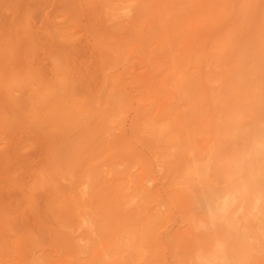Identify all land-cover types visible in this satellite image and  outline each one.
Segmentation results:
<instances>
[{
  "label": "bare ground",
  "instance_id": "obj_1",
  "mask_svg": "<svg viewBox=\"0 0 264 264\" xmlns=\"http://www.w3.org/2000/svg\"><path fill=\"white\" fill-rule=\"evenodd\" d=\"M70 2H73V1H70ZM70 2L68 4V8H70V4H71ZM94 2H96V0H94ZM98 2H96V5ZM115 2L117 3V8H116V5L114 4L113 5L115 6L116 11L113 14L111 12H107L111 14V16L109 17L112 18V17L117 16V18L118 17L122 18L123 22H125V25L128 26L129 30L133 28L137 32L136 38L140 37V40H141V37H145V38H148L147 41L150 40V43H151L152 39H154L157 46L163 49L164 53H166V55L169 57L171 74H169L167 78L165 77V80H162L161 82H159L156 87V95L157 93H160L158 94L159 96L162 95V100H161L162 106L160 107V109H162L163 111H168L170 110V108H175L173 103L171 104L168 103V100L172 99V95L170 93L171 90L170 91L167 90V88L173 85L174 83H176L180 91H183L187 94L190 93L192 95V96L189 95L191 97V102L190 103L188 102V107L185 110L180 108V110H184L181 112L178 110L177 112H180V114H176L172 112V114H170V117L167 116L165 118L159 119V118H155V116H151L148 110V103H147L148 93H146L144 89L139 88V87L134 90L126 88L125 78L122 76V73L118 67L121 61L120 59L121 54L119 53V50H120L119 45L107 47L106 44L102 40L103 38H101L102 36L100 37L96 33L95 30H94L95 31L94 33L92 32L93 36L92 34L89 33V35H91V41L93 37V44L91 45V47H93L92 48L93 56L90 55L91 60L90 58L89 60L94 61L93 58H95V62H96L94 64L95 66L92 68L93 73L89 72L90 77L88 78V82L86 79H83V77H81L82 75L81 72H80L79 77L75 76L78 79L82 78L83 81L85 80V82L88 83L87 85L86 83L84 84L85 89L87 88L86 91L83 88L84 89L83 92L81 90L82 93L80 91L75 92L74 89H78L75 87V83H74V80L76 81V79L72 78V75L69 76L68 74L67 76V73H69V71L75 72L73 71V68H71V65L73 66L72 64L73 60H74L73 62H77L75 61V58H77L76 53H75L76 56H73V60H69V62L71 61L70 62L71 64H69L70 66L68 65L69 70L68 68H66L68 70L66 74L64 73L65 70L59 69L57 60H52L54 62L53 63L54 66L52 64V67H50V71L52 70L51 68L53 67H55V69H53L52 72L49 71V73L52 74L53 71L55 70L54 77L56 78H53V76L50 74L51 78L46 79L44 76H42L44 75L42 71L39 72L40 75H38V73H34V71L32 73V70L30 71L27 70L25 73H23L24 76H22L19 73V71L15 67H13V66H16V64L19 61L25 60L30 65H32L33 68L43 67V66L39 67L38 64L36 66L35 62L37 60L32 61L31 57H29V59L25 57L24 55L25 48L29 49L30 46H33V48L35 47L36 53L38 56L41 54V51H40L39 46L36 47V45L34 44L35 43L34 39L38 37L39 35L40 37H44L46 39L45 43L47 42V39H48L49 41L48 48H49L50 40L51 42H53V40H55V37H57L59 31L58 33L56 32V36H55V34L51 35L50 32H48L47 30L44 31L40 27L41 30L37 31L38 32L37 34H39L37 36V34H33L34 32H32L31 24L29 25L28 20L26 21L25 19H24L25 21L24 24L20 25L22 28L18 29L19 25L17 24L19 23L16 22L17 20L15 21L13 17H11L12 15H14V11H13L14 6L12 9V7L8 5V7L10 6V8L12 9L10 11L13 13L8 11L9 10L8 9L6 10V16L0 17V24H2V28L4 24L6 26V27L4 26L5 30L0 27L1 28L0 29L1 30L0 31V63L2 64V65L0 64V66H2L3 68V70H1L0 68V79H1V76H2L1 82L4 80L13 79V83L17 87H21L23 91L20 92L22 96L21 97L19 96L20 98H18V100L20 99V101L18 100L13 101V99H16V96H17L16 94L13 95L14 98L11 97L12 99L10 98V100H8L9 101L8 114H5V112H7L6 110L7 105L4 104V107H6V109L4 108V110L6 111L4 112L3 117L0 116V119L1 118L3 119V121L0 122V125H6L7 124L6 121H8V124L10 122V125L12 126L22 125L23 127V125H30L31 131L32 129L33 130L35 129L34 130L35 134H37L36 130L39 132V129L41 128V127L40 128L37 127L38 125H41V126L43 125V127L44 125H53L52 127L55 128V132L57 131L58 135L54 133V136L56 138H54L53 136H49V139L50 138L53 140L57 139V141H55L54 143L57 146H58L57 142H59V140L61 139V141H64L65 144H68V147H65L63 149L62 146H65V145L61 144L62 143L61 141H60L61 142L60 144L63 150L62 149L59 150L60 146L58 147L57 150H55L53 143L51 147L50 145L48 146V148L50 147L49 149L52 150V154L54 150L55 156L52 157L51 161L54 160V163L52 165H54L55 167V165L57 164L56 161L59 158L58 163H59L60 168L58 170L62 171L61 175L64 174L65 176L67 175L69 176L68 178L66 177L67 179L66 178L65 179L69 180L70 185H71V183H74V180L71 182V179L69 178L70 176L74 175L76 171L78 174H80L79 175L80 179L83 182L88 180L87 176H88V170L90 169V167L87 161L90 160V157H91L90 153L92 152L91 147L93 146V145H89L90 141L95 140V139H98V141L99 139L106 141L108 139V135H110L109 133L110 126L112 125V127H114V125H120L121 118H123L121 117L123 111L126 109L128 110L131 109L133 114L131 113L132 118H131L130 125H137L139 127V130L137 132H140V130L143 131L146 138H149V139L155 138L156 140L157 138L156 136L158 135L165 136L166 134L174 135L176 136V138L178 137V140H179L178 152H180V154L179 153L178 154L183 157L181 159H184L185 157L186 162H183L184 163L183 166L179 167L182 161L178 160L180 163L179 162L177 163H179L180 165L178 164L179 166L178 165L177 166L180 169L178 168H177L178 170L176 169L174 178L176 179L177 185L178 184L180 185V188L183 187L187 189L186 191H188L187 192L188 195L186 199L193 202L197 206L201 207L203 210V212L202 211L200 212V215H196L191 219V227L197 228L198 226H202L204 224V221H206L205 223H208L209 220L212 219V217H214L213 212H212V207H215L216 210L217 209L224 210L227 204L231 203V201L236 197L239 199L238 202L240 201L241 205L243 204L245 213H249L250 215L252 211H255V213L257 214L256 216L258 218V221L255 223H252L251 228L246 233L249 238L247 237V240L245 241V246L247 247V250L245 252H243L242 250L243 246H241V242L239 241V239H237L238 237L243 238L241 234L242 231H239L237 227H234V226L232 228L226 227V228H220L217 231L215 230L216 231L215 235H211V236L202 235L200 236V238L198 237L197 240L195 239L194 241L183 242L182 247H181L182 251L180 252H182L183 255L186 256V258L190 259L193 264H196L195 256L198 251L205 254L209 258V262H213L214 264H264V255H262L264 254V160L262 159L264 157L263 147H262L263 140H264V132L262 131V129H260L256 125L244 124V123L238 122L235 119L237 109L248 110V105L249 103H251V101L245 102L246 98L251 93L250 94L247 93V96L244 99H242L239 96L238 91H239L240 86L246 85L247 87H249L247 89L248 91L249 89H254L256 87L258 88L257 78L259 74H261V79H264V50H263V46H264V0H239L237 3L234 4L233 7H232V4L229 3V0H115ZM6 3L5 4L3 3V7L4 5L6 6ZM78 3H81V2L78 1ZM99 3H100L99 4L100 7H103V9L108 10V11L111 7H114L113 5L110 7V5H108V2L106 0H101ZM74 4L75 2H73V5ZM248 4H254L255 6L258 7V8L256 7L257 10L255 11V15L257 14L256 17H258L259 19L258 26H257L258 30L256 31L257 39L255 40V43L258 48L262 46V50H260L261 52L257 51L256 53L253 54L251 58L250 68L245 70V69H242L241 67V64L244 62V58H242V56L240 55L235 45L236 43H238V38H237L238 34L240 36V33H247V32L249 33L250 31L249 28H251L249 25V20L251 16L245 12L246 11L245 7ZM75 5L74 7L72 6L74 12L76 10ZM99 5H97L98 8H99ZM93 6L95 8V5ZM3 7L0 9V11L3 10ZM5 8L6 7H4V9ZM99 9L98 11L101 13ZM92 10H93V7H92ZM230 10L238 11L236 20L233 21L231 19V21L229 22L227 21L228 20L227 19L225 20V23H222L228 11ZM7 12H10V14L9 13L7 14ZM76 12H78V10H76ZM70 13H68V15ZM74 15H72V18ZM60 17L62 16L60 15ZM76 17L78 16H75V18ZM97 18H99L98 15H97ZM110 19L108 20V18L106 17L105 21L104 20L103 21L105 23H108V21L110 22ZM90 20H93V18ZM67 21H69V19ZM202 23L203 25L211 26V28L214 27L215 25H220L222 23L220 26L221 27L223 26L221 29L223 34L221 36L218 35L219 37L216 39V41L213 40L214 38L212 39L211 37L209 40L210 45L208 46L205 45L206 43H208V41L207 42L205 41L206 43H203L204 41L201 42L199 38V42L201 44L203 43V46H204L201 48L206 47L205 51L208 50L210 46L209 50L207 51V54L205 52V54H203L204 55L203 57L201 56L199 57L198 55L195 54L193 50V49H196L198 46V45L196 46L198 39L196 40L194 37L193 38L194 40H193L191 37L195 33L193 31H197L198 29L197 27L204 28L201 25ZM84 24L85 23H83V26ZM58 26L61 27L60 24H58ZM58 26H56L55 29L59 28ZM73 26H75V23ZM119 26H121V24ZM74 28L75 27H73V30ZM77 28H78V25H77ZM91 28L90 29L88 28L89 31L91 30ZM61 29H60V32H62ZM67 29L63 30V32L65 31L66 33L64 34V37L68 33ZM204 29L209 30L208 27L207 28L205 27ZM106 30L105 32L107 33ZM126 30H127V27H126ZM208 30L206 31L210 32ZM50 31H53V30L50 29ZM70 31L71 30H69V32ZM199 31H202V29H200ZM220 32L219 34H221ZM254 32L255 31L253 28V33ZM71 33L73 34L74 32H71ZM83 33L87 34V31ZM197 33H201V32L197 31ZM61 34H59V36H61ZM141 34H145V36H141ZM201 34H207V33L205 32ZM59 36H58V39H59ZM116 36L118 37L117 34ZM64 37L62 36L63 40L65 41ZM204 37L206 39V35H204ZM118 38H120V36ZM211 39H212V42H211ZM246 41H247V44H249V40H246ZM83 42L85 41L82 40V43ZM45 43L43 42L40 44L41 45L44 44L45 46ZM142 43L144 44L145 41L144 42L141 41V44ZM250 46H251V43H250ZM37 48H38V51H40L39 53L37 51ZM199 48H200V45H199ZM138 49H134V51H139ZM228 49L230 50L232 49V50L227 55L226 52ZM45 50L42 52L43 55L46 52ZM141 50H143V48ZM70 51L68 52L70 53ZM89 52H90V49H89ZM153 52H154V49H153ZM197 54L200 55V53H197ZM46 55L49 56L47 53ZM67 55L68 53L66 54V56ZM225 55H226V58H225ZM68 56L72 57V55H68ZM245 57L248 62V54ZM80 59H81V56H80ZM148 60L150 61V59ZM49 61H50V66H51V62H52L51 59ZM90 61H88V57H87V64ZM212 61H216V62L212 63ZM145 62H147V60ZM34 63H35V66H34ZM210 64H214L213 65L214 68H210L211 67ZM30 65L27 66V68L30 67ZM8 66L10 67V69H8L9 68ZM78 66H80L79 63L75 66L76 67L75 73L78 72L77 70L79 69ZM89 66L91 68L93 65H89ZM63 67L65 68V65ZM196 68H198V71ZM88 69L89 67L86 68L85 70H88ZM149 69L150 68H148V71ZM146 71H147V67L145 71L143 72H146ZM154 71L156 72L155 68H154ZM49 73L46 72L45 75L46 74L49 75ZM152 75H154L153 72H152ZM6 76H7V79L5 78ZM211 82L213 83L215 82V84L213 85L216 87L212 85L210 87ZM152 84H154V82L151 83V85ZM80 86L82 89L81 84ZM154 86L156 85L154 84ZM1 87L3 86L0 85V96L2 93L3 96H1V98L4 97L3 99H5L7 98L6 94H7V91L9 92L8 90L9 88H7L6 93H5L4 87L3 88ZM210 88L212 89L210 90ZM153 89L155 90V87ZM153 89H151L152 93H153ZM255 90L256 89H254V91ZM11 92H14V91H12V89L10 90L9 97L12 96ZM209 92H212L211 95ZM256 95L257 93H254V97H256ZM7 99L5 101L2 99L1 100L4 103H7L6 102ZM263 100H264V96H263ZM3 102L1 103L3 104ZM20 102L22 103L19 104ZM225 102L228 103V113L231 117L229 121L227 120L228 122L223 123L224 125L226 124V126L222 124L224 126L222 127L220 123H219L220 125L214 124L216 121H215L214 116L212 118V115L219 114L218 109ZM0 108L3 109V106H1ZM222 109L220 107V110ZM4 110L0 111V115H2L1 112L3 113ZM223 111H226V110L224 109ZM165 113L166 112H164V115ZM209 116H211L213 120L209 118ZM216 117L218 118L219 116L216 115ZM221 118L222 116L220 112V117H219L220 122H221ZM4 119L6 121H4ZM212 122H213V125L211 124ZM222 122H224V120ZM31 125L33 126L35 125L36 128L35 127L31 128ZM13 129L15 130L16 128H13ZM61 129L63 130L61 131ZM114 130L113 132H115ZM17 131H20V130H16L14 134ZM40 132H42V130H40ZM2 134H3V130L0 135L2 136ZM14 134H11V135H14ZM42 134H44L43 137L45 138V141H46V136H48V133L46 134L45 129H44V133L42 132ZM204 135L208 136V140H207L208 144L203 145L199 148H197L196 145L191 144V143H194V140H197L196 138L204 136ZM13 137L15 139V136ZM110 137L111 135L109 136V138ZM143 137L140 136V139H142ZM14 139H12V141H14ZM51 139L48 141L52 142L53 140ZM9 140L11 141V139ZM48 141L47 143H49ZM43 143L45 142H42L41 140V143H40L39 141L40 145ZM119 143L121 144V142ZM225 143L227 144L226 148L224 147ZM4 145L5 144H3V146ZM45 145L47 144L45 143ZM3 146L1 147L2 149L5 147ZM42 147L43 149L45 148L44 144ZM220 147L225 148V149L221 148L222 153L218 152V149ZM11 149H9V151ZM195 150H197L198 154L204 157L202 161H196L195 160L196 158L194 159L192 157L194 154L192 156L190 155V153ZM6 151H8V149ZM48 151L46 152V154H48ZM223 151L225 153H223ZM3 152H4V149H3ZM179 155H178V159H179ZM259 155H261L262 158ZM44 156L45 155L43 154L42 158L40 159L43 160L45 158ZM50 156H51V153H50ZM125 156L127 157V155ZM0 157L4 158V156H0ZM47 157L49 158V156ZM47 161H44L43 164L45 162L47 163ZM49 165L50 164L48 163L47 167H49ZM52 165H50V167ZM211 165L213 167V172H216L218 176L223 177L224 175L225 177L229 179L228 189L226 191H225V188H224V191H221L215 187L207 188L206 185L205 186L202 185L200 187L199 183L200 182L203 183V181H205L206 175L208 173L207 172L208 167L211 169L210 167ZM6 166L10 170H12V168H10L7 165V163H6ZM42 166L43 165H41V168H39L38 170L40 169L42 170ZM44 169L45 170L43 172L45 171L47 172V169L46 168ZM51 169L55 170L53 167ZM157 169L159 171V168ZM46 172L44 173V175L46 174ZM147 173H148L147 166L146 168L145 166H142L140 174L135 180V184H134L135 187L133 188L134 191L132 192V190H130V192L128 193L123 191L121 194L122 202L120 203V205H122V208L124 210L126 208V204L128 205L129 203L131 205L133 204L132 201L135 200L134 201V205H135L136 199L140 198L139 202L137 201L138 203L136 207L130 209L129 211H127L126 209L127 213H124V216H126L125 221L128 218H130L128 219L129 229L132 227L131 237L132 236L133 237L130 239V241H133V244L130 247V243L128 242V248L132 249L133 247V250H136V253H137L136 257L141 258V260L138 259V261L136 263L134 262V264H159L161 263V260L158 257L159 252H161L159 247L161 246L157 239V233H156L157 227L155 224V220L159 219L158 211H161L162 209L157 210V208L160 207L162 202H164V199L162 198V196L159 195L158 198L152 201V199L150 198L152 195L150 196L148 193H144V185H145L144 183L145 181H148L147 177L149 173L148 174ZM240 173H242L243 175V179L241 178L242 179L241 181L239 180ZM37 176H36L37 179L42 178L40 177V175H37ZM40 179H39V182H40ZM48 179L49 178H47V181L45 182V184H47V182L49 181ZM51 180L52 179L50 178V181ZM171 181H172V177H171ZM172 182L174 183V181ZM40 184L41 183H39V187L41 186ZM165 184L168 185V183H165ZM43 186H44V183H43ZM55 186H56V183H55ZM71 187L73 186H70V188ZM80 187L82 188V186ZM89 187L86 193H88ZM53 188L54 187L52 185V189ZM110 191L112 192L111 189ZM126 191H128V189ZM149 191L147 190V192ZM57 192L55 191L56 194ZM63 192L65 191L63 190ZM46 195L48 196V194ZM141 198H143V203L139 204L140 201L142 202ZM150 201L155 202L153 203V205L157 206L159 203L160 205H158V207L152 206L148 210L146 206ZM237 209H240V204ZM64 210L66 211L65 215L67 216V218L75 219L79 225H84L85 227H87L88 233L94 230L92 219H90L89 204L83 203L82 201L81 202L70 201L68 202ZM252 219H253V216H252ZM130 221H133L132 225H130L131 223ZM217 224H213L212 226L214 225L217 226ZM205 228H206V225H205ZM127 230H128V227L126 228V231L124 232H127ZM198 233H200V231ZM230 233H235L236 238L230 236ZM252 239H256L258 241L259 246L257 250H259L261 253L259 257L254 256L253 254L254 252L252 253V249H254L255 247L252 242L253 241ZM256 240H254L255 245L257 243ZM218 244L221 246L219 251H217L216 249V246Z\"/></svg>",
  "mask_w": 264,
  "mask_h": 264
},
{
  "label": "rangeland",
  "instance_id": "obj_2",
  "mask_svg": "<svg viewBox=\"0 0 264 264\" xmlns=\"http://www.w3.org/2000/svg\"><path fill=\"white\" fill-rule=\"evenodd\" d=\"M0 1H1L0 9L3 7V3L5 4L8 1L7 2L8 4L6 3V6L4 5V7L6 8L4 9L3 7V10L0 11V17L6 16V10L9 9L8 11H10L13 9V6H14V9H15V10L13 9L14 15H12L11 17H13V19L15 21L17 20L16 22L19 23L17 24L19 25L18 29L22 28L20 25L24 24L25 22L24 19H25L26 21L28 20L29 25L31 24L32 32H34L33 34H37L38 33L37 31L42 29L44 31L47 30L48 32H50L51 35L55 34L56 36V32L58 33L59 31L57 37H55V40H53V42H51L50 40L49 48H48V45H49L48 39H47V42L45 43L46 39L44 37H40V35L37 34V36L38 35L39 36L34 39L35 41L34 44L36 45V47L39 46L42 55H43L42 52L46 49L45 50L46 52L44 53L43 56L41 54L37 56L36 48L35 47L33 48V46H30L29 49L25 48V52H24L25 57L28 59L29 57H31L32 61L37 60L35 62L36 66L38 64L39 67L41 66L43 67L33 68L32 65H30L25 60L19 61L16 64V66H13V67H15L22 76H24L23 73H25L27 70L29 71L32 70V73L34 71V73H38V75H40L39 72L42 71L44 73V75L42 76H44L46 79L51 78V75L53 76V78H56L54 77L55 70L53 71L52 74L49 73L50 67H52V64L54 63L52 60H57L59 69L65 70L64 73L66 74L69 70L68 65L71 64L70 63L71 61L69 62V60H73V56H76L75 55L76 53L77 58H75V61L77 62H73L74 61L73 60L72 64L74 67L71 65V68H73V71L76 72L75 66L79 63L80 66H78L79 69H77L79 74L78 72L75 73V72L69 71V73H67V76L69 74V76L72 75V78L76 79V81L74 80L75 87L78 88L79 90L74 89L75 92H79V91L81 92V90L83 92V90L85 89L84 84L85 83L86 85L88 84L87 83L88 78L90 77L89 72L93 73L92 68L95 66L94 64L96 63L95 58H93L94 61H90L91 60L90 55L93 56V49H92L93 47H91V45L93 44V37L91 41V35H89L90 33L93 36V33L96 31V33L100 37L102 36L101 38H103L102 40L106 44L107 47L119 45L120 47L119 53L121 54L120 64L122 66L119 64L118 67L122 73V76L125 78L126 88L134 90L139 87V88L144 89L146 93H148L147 103H148V110L151 116H155V118L160 119V118H165L167 116L170 117V114H172V112L176 114H180L181 111H184L188 107V102L189 103L191 102V97L189 96L191 94L190 93L187 94L183 91H180L176 83H174L175 85L173 84L169 86L168 87L169 89L167 88V90L169 91L171 90L170 93L173 99L172 101V99H170L169 97L171 101L168 100V103L169 104L173 103L175 108H170V110L168 111H163L162 109H160V107L162 106V101H161L162 95L159 96L158 94L160 93H157L156 95V87L159 82H161L162 80H165V77L167 78L169 74H171L169 57L166 55V53H164L163 49L157 46L154 39H152L151 43H150V40L147 41L148 38H145V37H141V40H140V37L136 38L137 32L133 28L129 30L128 26L125 25V22H123L122 18L120 17L117 18V16H115V17H112L113 18L112 19L111 17H109L111 16V14L107 12H111L113 14L116 11L114 5H116V8H117V3L115 2V0H109V1L106 0L108 2V5H110V7L114 4L113 5L114 7H111L109 11L103 9V7H100L99 2L101 0H96V2L99 1L97 5H99L100 9L97 7L96 2H94V0H85V2L84 0L82 1L81 0H69V1L68 0H0ZM70 1L75 2V4L77 2V4L76 5L74 4V5H75V9L78 10V12H76V10L74 12L73 2H70ZM78 1H80L81 3H78ZM238 1L239 0H236V1L229 0V3L232 4V7H233L234 4L237 3ZM69 2L71 3L70 8H68ZM8 5H10L12 9L10 8V6L8 7ZM93 5H95V8ZM92 7H93V10H92ZM256 7L257 6H255L254 4H248L245 7V10H246L245 12L251 16L249 20V25L251 27L249 29L251 33L249 31V33L248 32L240 33V36L238 34V37H237L238 43H236L235 45V47H237V50L239 51L242 58H244V62L241 64V67L242 69H245V70L250 68L251 58L253 54L256 53L257 51L261 52L260 50H262V46L258 48L255 43V40L257 39L256 31L258 30L257 26H258V21H259L258 17H256L257 14L255 15V11L258 8ZM98 9L101 11V13L98 11ZM67 11L68 13H70L71 11V13L68 15ZM230 11H228L227 13L229 17L226 15L222 23H225V20L227 19H228L227 21L229 22L231 21V19L233 21L236 20L238 11L233 10L234 13L233 11L231 12ZM10 12H7V14L8 13L10 14ZM230 13L233 17L230 15ZM60 15L62 17H60ZM72 15H74L73 18H72ZM97 15L99 18H97ZM75 16H78V17L75 18ZM106 17L108 18V20L111 18L110 19L111 23L109 21L108 23L104 22ZM92 18L93 20H90ZM68 19L69 21H67ZM77 20L80 21L81 23L78 22ZM74 23H75V26H73ZM83 23H85L84 26H83ZM58 24H60L61 27L58 26ZM120 24L121 26H119ZM77 25H78V28H77ZM90 25L92 26V28ZM201 25L204 28L208 27L209 30L208 29L206 30L210 32H207L204 28L197 27L198 32H201V33L206 32L207 34L197 33V31H193L195 32L194 34L192 33L193 36L191 38L193 39L195 37L196 40L198 39L197 44H196V46L198 45L196 48L197 50L196 49H193V50L195 54L198 55L199 57L200 56L203 57L204 56L203 54H205V52L207 54V51L210 48L209 46L208 50L205 51L206 47L201 48V47H204L203 43H206L208 41V43L205 44L208 46L210 45L209 40L211 37L212 39L214 38L213 40L216 41V39L223 34L221 30L223 26L221 27L220 25H215L214 27L211 28V26L203 25V23ZM4 26L2 28V24H0V27L5 30L6 26L5 27ZM56 26H58L59 28L55 29ZM123 26L125 27V29ZM73 27H75L74 30H73ZM126 27L128 31L126 30ZM88 28L89 29L91 28V30L89 31ZM199 28L202 29V31H199L200 30ZM218 28L221 30V32ZM253 28L255 31L254 33H253ZM50 29H52L53 31H50ZM60 29L62 30V32H60ZM65 29H67L68 33L64 37V34L66 33L65 31L63 32V30ZM69 30L71 31L69 32ZM105 30L107 31V33L105 32ZM125 30L127 33L125 32ZM86 31H87V34L83 33ZM218 31L221 34H219ZM71 32H74L76 35L74 33L72 34ZM115 33L118 35V37L120 36V38H118ZM59 34H61V36H59ZM204 35H206V39ZM58 36H59V39H58ZM62 36L64 37L65 41L63 40ZM141 36H145V34H141ZM199 38L201 42L204 41L202 44L199 42ZM212 39H211V42H212ZM82 40L85 42L82 43ZM246 40H249V44H247ZM42 41L45 43V46L44 44L42 45L40 44V43H43ZM141 41L142 42L145 41V43L141 44ZM250 43H251V46H250ZM199 45H200V48H199ZM142 48L143 50H141ZM89 49H90V52H89ZM134 49H138L140 52L134 51ZM153 49H154V52H153ZM231 50L230 49L227 50L226 52L227 55L229 54ZM263 50H264V46H263ZM37 51H38V48H37ZM40 51H38V53ZM68 51H70V53ZM65 52L66 54L68 53V55H72V57L71 56L69 57L68 55L66 56ZM46 53L50 57L47 56ZM197 53H200V55ZM247 54H248L249 63L247 62V59L245 57L247 56ZM79 55L81 56V59ZM87 57H88V61H90L88 62V64H87ZM225 58H226V55H225ZM50 59L52 61L51 66H50V61H49ZM143 59L145 61L147 60V62H145ZM148 59H150V61ZM214 62L216 61H212V63ZM35 63H34V66H35ZM29 65L30 67L27 68V66ZM64 65H65V68L63 67ZM89 65H93V66L90 68ZM213 65L214 64H210L211 66L210 68H214ZM88 67L89 69L85 70ZM146 67H147V71L143 72L145 71ZM0 68L1 70H3L2 66H0ZM66 68H68V70ZM148 68H150L149 71H148ZM154 68L156 72L154 71ZM8 69H10V67ZM51 69L53 70L55 69V67ZM196 69L198 71V68ZM52 70L50 72H52ZM46 72L49 73V75L46 74L47 77L45 75ZM80 72L82 74L81 77H83V79H86L87 82H85V80L83 81L82 78L81 79L76 78L80 76ZM152 72L156 76V78L154 75H152ZM5 78L7 79V76ZM257 79H258V88L257 87L254 88L256 89L255 91L254 89H249L247 91L249 87H247L246 85L240 86L239 91H238L239 96L242 99H244L247 96V93L249 94L251 93L245 100V102L251 101V103H249L248 105V110L237 109L235 119L238 122H241L244 124L256 125L260 129H262V131L264 132V100H263L264 79H261V74L258 75ZM1 80H2V76L0 79V85L4 87L5 93H6L7 88H9L8 89L9 92L11 89L12 91H14V92H11L12 96L10 97H9V92L7 91L8 96L6 94V97L9 99L7 98L3 99L4 97L1 98V96H3V94L1 93L0 107L3 106V109L1 108L0 109L4 110V108L6 109L7 107L6 109L7 112H5L6 110H4L3 113L1 112L2 115L0 116L3 117L4 112L5 114H8V107H9L8 100H10L11 97L14 98L13 95L16 94L17 95L16 99H13V101H17L18 98L22 96L20 92H22L23 89L21 87H17L13 83V79L4 80L2 82ZM147 82H149L150 84ZM153 82L156 86H154V84L151 85V83ZM80 84L82 85V89H81ZM213 84H215V82L214 83L211 82L210 87L211 85L214 86ZM154 87H155V90L153 89ZM212 88H210V90ZM151 89H153V93ZM209 93L211 95L212 92H209ZM254 93H257L256 97H254ZM1 99L4 101L7 99L6 101L7 103H4ZM18 101H20V99ZM1 102H3V104ZM21 103L22 102H20L19 104ZM4 104H6L7 106L5 105L6 107H4ZM220 107L221 109L223 107V109L220 110ZM220 107L218 109L219 114H216V115L220 117V112H221V116H222L221 122H220L219 117L217 118L216 115H212V118L214 116L215 121H216L214 123L215 125H220V124L222 125L223 123L228 122L231 117L228 113V103L227 102L223 103ZM180 108L184 110H180ZM224 109L226 111H223ZM178 110L180 112H177ZM164 112H166L165 115H164ZM131 113L133 114L131 109L130 110L126 109L123 111L122 116H121L123 118H121V121H120L121 126L114 125V127H112L111 125L109 128V133L111 137L109 138L110 135H108V139L106 141L101 140V139H99V141L98 139L90 141L89 145H93V146L91 147L92 152L90 153V156H91L90 160L87 161L90 167V169L88 170V176H87L88 180L83 182L80 179V176H79L80 174H78L76 171V173L70 176L69 178L71 179V182L74 180V183H71V185H70V181L66 180L69 176L68 175L65 176L64 174L61 175L62 171L58 170L60 168L59 163H58L59 158L56 161L57 164L55 165V167L54 165H52L54 163V160L53 161L51 160H52V157L55 156L54 150L52 154V150L49 149L52 146V143L55 147V150H57L59 146H60L59 150L62 149V147L63 149L65 147H68V144H65L64 141H61V139L59 140V142H57L58 146L54 144L55 141H57V139L53 140L50 138L54 142L48 141L50 140L49 136H53L54 138H56L54 136V133L57 134V131L55 132V128L52 127L53 125H44V127L47 126L46 128H44L43 125L42 126L36 125L37 127L39 128L41 127V128L39 129V132L36 130L37 134H35L34 132L35 129L34 130L32 129L33 131L32 132L30 129V125H23V127L22 125H19L20 127L18 125H13L14 126L13 127L12 125H10V122L8 124V121L4 119V121H6L8 125L7 124L0 125L1 126L0 130L2 129L3 134H4V135L2 134V136L0 135V153H1L0 156H4V158L0 157V264H132V263L134 264V262L136 263L138 259L141 260L140 257L139 258L136 257L137 253H136V250H133V247L132 249L128 248V242L130 243V247L133 244V241H130V239L133 237V236L131 237L132 227L129 229L128 219L130 218H128L125 221L126 216H124V213H127V211H129L130 209L136 207L140 198H137L138 200L135 198L136 199L135 205H134L135 200L132 201L133 204L131 205L129 203L128 205L126 204L125 210L122 208V205H120V203L122 202L121 194L123 191L127 193L130 192V190H132V192L134 191L133 188L135 187L134 186L135 180L139 176L142 166H145V168L147 166L148 173H149V174L147 173L148 181H145L144 183L145 184L144 193H148L150 196L152 195L150 197L152 201L158 198L159 195L162 196V198L164 199V202H162L161 205L160 203L158 204L160 205V207H158V205L157 206L153 205V203L155 202H152V201H150L146 206L148 210L152 206L158 207L157 210L162 209L161 211H158L159 219L155 220V224L157 227L156 228L157 239L161 246L159 247L161 252H159L158 254V257L161 260V263L159 264H193L190 259L186 258V256L183 255L182 252H180L182 251L181 250L182 243L186 241H194L195 239L197 240V238L198 237L200 238V236L202 235L203 236L215 235L217 230H219L220 228H226V227L232 228L234 226V227H237L239 231H242L241 234L243 238L238 237L237 239H239V241L241 242V246H243V249H242L243 252L247 250V247L245 246V241L247 240L248 236L246 233L251 228L252 223H255L258 221V218L256 216L257 214L255 213V211H252L250 215L249 213H245L243 204L241 205V202L240 201L238 202L239 199L236 197L231 201V203L227 204L224 210L223 209L216 210L215 207H212V212H213L214 217H212V219L209 220V222L211 221L210 223L209 222L205 223L206 221H204V224L202 225L203 227L202 226H198L197 228L191 227V219L196 215H200V212L201 211L203 212V210L201 207L197 206L193 202L186 199L188 195L187 193L188 191H186L187 189L183 187L180 188V185L179 184L177 185L176 179L174 178V174L178 166L181 164L179 166L181 167L184 164L183 162H186V158L184 157L185 161L184 159H181L183 157L179 155L180 152H178V149H179L178 148L179 146L178 137L176 138V136L174 135L166 134L165 136L164 135L156 136L157 137L156 140L155 138L154 139L146 138L143 131L140 130V132H137L139 130V127L137 125H130L131 118H132ZM209 118H211V116H209ZM223 120L224 122H222ZM1 121H3L2 118L0 119V122ZM211 124L213 125V122ZM223 125L222 127L226 126V124L224 126ZM33 127H35V125L34 126L31 125V128ZM13 128H16V129L14 130ZM44 129H45L46 134L48 133V136H46V141H45V138L43 137L44 134H42V132L44 133ZM63 129H61V131ZM16 130H20V131H17L14 134ZM40 130H42V132H40ZM113 130L115 132H113ZM38 133H40L41 135ZM11 134H14V135H11ZM13 136H15V139ZM140 136L142 137L144 136V137L140 139ZM9 139H11V141ZM12 139H14V141H12ZM196 139L197 140H194V143H191V144L196 145L197 148L208 144L207 135L198 137ZM41 140L42 142H45L47 144L45 145V143H43L45 146L44 149L42 147L43 144L41 145L39 144V141L41 143ZM47 141L49 143H47ZM119 142H121V144ZM60 143L64 144L65 146L61 147ZM3 144H5L4 146L6 148L3 146ZM49 145L50 147L48 148ZM2 146L4 147L3 148L4 152H3V149L1 148ZM224 147L225 148L227 147L226 143ZM224 147H220L218 149V152L222 153L221 148H224ZM262 147H263V154H264V140H263ZM7 149L8 151H6ZM9 149L11 150L9 151ZM47 151L49 155L46 154ZM49 152L51 153V156ZM223 153L225 152L223 151ZM43 154L45 155L44 156L45 158L43 160L44 161L48 160L47 163L45 162L44 164H43L44 161L40 159L42 158ZM125 155H127V157ZM178 155H179V159H178ZM190 155L191 156L193 155L192 157L194 159L196 158L195 159L196 161H202L204 159L202 155L197 153V150L191 152ZM47 156H49V158ZM259 156L261 157V155ZM262 159L264 160V157ZM178 160L182 162L180 163ZM177 162H179L180 164ZM6 163L10 168H12V170L7 168ZM48 163L52 166L50 167L49 165V167H47ZM41 165H43L42 170L41 169L38 170L39 168H41ZM52 167L55 170L51 169ZM210 167L211 169L208 167V171H207L208 173L206 175L205 181H203V183L202 182L199 183L200 187L202 185L203 186L206 185L207 188L215 187L221 191H224V188H225V191H226L228 189L229 179L225 177L224 175L223 177L218 176L216 172H213L212 165ZM44 168L47 169V172L45 171L46 172L45 175H44L45 172H43L45 170ZM157 168H159V171ZM36 174L42 177L41 179L39 178L40 182H39V179L36 178L37 176ZM239 176H240L239 180L241 181L243 179L242 173H240ZM171 177L174 183L171 181ZM47 178H49L48 179L49 181L47 182V184H45V182L47 181ZM50 178L52 179L51 181H50ZM39 183H41L40 187H39ZM43 183H44V186H43ZM55 183H56V186H55ZM57 183L59 184V186ZM165 183H168V185ZM52 185L55 189L54 188L52 189ZM87 185L88 187L90 186L88 193H86L88 189ZM70 186H73V187L70 188ZM80 186H82V188ZM116 186L119 189H117ZM110 189L112 190V192L110 191ZM127 189L128 191H126ZM63 190L65 192H63ZM147 190L148 191L150 190L149 191L150 193L147 192ZM55 191L56 192L58 191L57 194L55 193ZM46 194H48V196ZM141 200L142 202L140 201L139 204L143 203V198H141ZM70 201H79V202L82 201L83 203L89 204L90 219H92L93 228H94L92 232L88 233V228L85 227L84 225H79L75 219L67 218V216L65 215L66 211L64 209L66 208L68 202ZM239 204H240V209H237L239 207ZM252 216H253V219H252ZM130 222H131L130 225H132L133 221H130ZM212 223L213 224L218 223V224L217 226L216 225L212 226L213 225ZM205 225H206V228H205ZM127 227H128L127 232H124L126 231ZM199 231L200 233H198ZM230 236L235 237V233H230ZM252 240L255 246L254 249H252V253L254 252L253 253L254 256L259 257L261 253L259 250H257L259 246L258 241L256 239H252ZM254 240H256L257 242L256 245H255ZM209 264H214V263L209 262Z\"/></svg>",
  "mask_w": 264,
  "mask_h": 264
},
{
  "label": "clouds",
  "instance_id": "obj_3",
  "mask_svg": "<svg viewBox=\"0 0 264 264\" xmlns=\"http://www.w3.org/2000/svg\"><path fill=\"white\" fill-rule=\"evenodd\" d=\"M220 248L221 246L218 244L216 246L217 251H219ZM195 260H196V264H209V258L205 254L199 251L196 253Z\"/></svg>",
  "mask_w": 264,
  "mask_h": 264
}]
</instances>
